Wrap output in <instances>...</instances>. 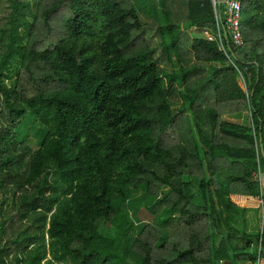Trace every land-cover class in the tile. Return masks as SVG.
Returning <instances> with one entry per match:
<instances>
[{
  "label": "trees",
  "instance_id": "trees-1",
  "mask_svg": "<svg viewBox=\"0 0 264 264\" xmlns=\"http://www.w3.org/2000/svg\"><path fill=\"white\" fill-rule=\"evenodd\" d=\"M241 2L226 53L193 36L212 0H0V264L256 263L231 213L264 222V0Z\"/></svg>",
  "mask_w": 264,
  "mask_h": 264
},
{
  "label": "built area",
  "instance_id": "built-area-1",
  "mask_svg": "<svg viewBox=\"0 0 264 264\" xmlns=\"http://www.w3.org/2000/svg\"><path fill=\"white\" fill-rule=\"evenodd\" d=\"M212 2L215 10L217 29L216 31L205 30L203 35L208 40L218 42L221 50L225 51L226 53H228L227 49L228 46L230 47V45L241 47L243 45L241 28L243 12L241 0H212ZM223 5L226 9V21H224L222 18L221 10L218 11V8H221ZM222 29L226 33L225 37L223 36ZM227 32L230 34V36L227 34ZM262 233L263 228L261 229L259 241L252 244L251 246L252 251L257 252L256 264H264Z\"/></svg>",
  "mask_w": 264,
  "mask_h": 264
},
{
  "label": "rangeland",
  "instance_id": "rangeland-1",
  "mask_svg": "<svg viewBox=\"0 0 264 264\" xmlns=\"http://www.w3.org/2000/svg\"><path fill=\"white\" fill-rule=\"evenodd\" d=\"M193 36L198 37V36H204V35L202 32H195L193 34ZM238 84L241 88L245 89L243 81L241 79H238ZM249 115H250V113H246V114H243L240 116H236V114H231V115L224 116L223 119L226 121L232 122V123H238V124L245 125L247 123H250V116ZM36 124H37V126H35V127H33L31 125V123L24 124L21 127L22 135L25 136L24 139L26 140L27 144L33 148V150H36L40 146L42 139H43V135L38 133V130H37L40 127L38 122ZM153 202L154 201H151L150 203L148 202L144 205V207L142 208L143 212L139 215V218L142 220L148 221L151 224L158 226L156 217H153V219H151L147 216L148 214H150L151 205L153 204ZM247 214H248V216H245L242 213L233 212V213H231V216H235V218L238 219L236 221L237 227H240V228L246 227L245 229L248 231L250 230L253 232H260V230L263 228V224H264L263 216H261L260 214L255 215L254 213L246 212V215ZM158 227H160V226H158ZM166 231L167 232L170 231V234L173 233V229H170V228L167 229ZM133 235H135V230L133 231Z\"/></svg>",
  "mask_w": 264,
  "mask_h": 264
},
{
  "label": "crops",
  "instance_id": "crops-1",
  "mask_svg": "<svg viewBox=\"0 0 264 264\" xmlns=\"http://www.w3.org/2000/svg\"><path fill=\"white\" fill-rule=\"evenodd\" d=\"M236 212H239V213H242L243 215H245V216H248V214L246 215V212H248V211H246V212H244V210H237V211H235V213ZM249 213H254L255 215H258V214H260L261 216H263V212L262 211H260V212H249ZM244 216V217H245ZM260 216V217H261ZM256 219V218H255ZM234 220V219H233ZM238 219H236L235 218V221H237ZM234 226H236V222H234ZM244 226V225H243ZM246 227H238V229L240 230V231H245V232H247V233H258V232H253V231H248V230H246L245 229ZM256 264V263H255Z\"/></svg>",
  "mask_w": 264,
  "mask_h": 264
},
{
  "label": "water",
  "instance_id": "water-1",
  "mask_svg": "<svg viewBox=\"0 0 264 264\" xmlns=\"http://www.w3.org/2000/svg\"><path fill=\"white\" fill-rule=\"evenodd\" d=\"M262 153H263V149H262Z\"/></svg>",
  "mask_w": 264,
  "mask_h": 264
}]
</instances>
